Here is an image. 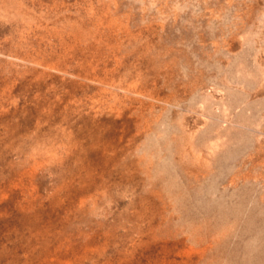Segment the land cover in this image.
Returning a JSON list of instances; mask_svg holds the SVG:
<instances>
[{
	"label": "rangeland",
	"instance_id": "1",
	"mask_svg": "<svg viewBox=\"0 0 264 264\" xmlns=\"http://www.w3.org/2000/svg\"><path fill=\"white\" fill-rule=\"evenodd\" d=\"M0 264H264V0H0Z\"/></svg>",
	"mask_w": 264,
	"mask_h": 264
}]
</instances>
